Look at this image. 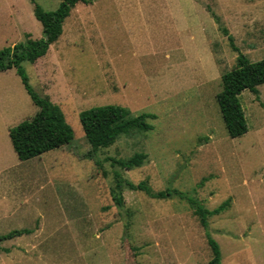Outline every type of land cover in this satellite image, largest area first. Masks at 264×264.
I'll use <instances>...</instances> for the list:
<instances>
[{"label":"rangeland","instance_id":"374dc122","mask_svg":"<svg viewBox=\"0 0 264 264\" xmlns=\"http://www.w3.org/2000/svg\"><path fill=\"white\" fill-rule=\"evenodd\" d=\"M62 1L0 0V50L42 39L34 6L54 11ZM223 29L251 61L264 59V0L78 3L47 54L22 63L74 131L40 159L21 162L13 150L9 129L38 107L14 68L0 72V234L30 231L0 243V264H207V232L222 264H264V85L260 102L243 92L249 129L231 138L217 94L239 52ZM106 105L154 115L152 129L90 153L80 113ZM136 153L147 158L132 170L105 161ZM115 171L210 211L231 201L206 230L176 194L118 193Z\"/></svg>","mask_w":264,"mask_h":264},{"label":"trees","instance_id":"16d2710c","mask_svg":"<svg viewBox=\"0 0 264 264\" xmlns=\"http://www.w3.org/2000/svg\"><path fill=\"white\" fill-rule=\"evenodd\" d=\"M90 0H63L54 11H44L40 6H34V14L43 28V38L30 43H18L13 47L0 50V72L15 69L20 76L23 86L30 95L38 111L29 119L9 129V137L12 147L22 162L40 157L41 155L67 146L73 142L74 131L59 105L53 103L48 96H40L34 91L28 81V77L22 67V63L29 61L35 63L47 54L63 33V23L70 16L71 11L78 3L88 4ZM223 32L228 35L231 46L239 54L235 66L222 74V90L217 94V102L223 117L228 135L231 138H239L248 132L247 117L241 104V96L244 91H250L255 95L256 101L260 102L259 87L264 85V59L251 61L235 46L233 37L228 34L227 29ZM264 108V104L260 102ZM155 118L151 114L133 116L129 109L106 105L93 107L80 113V122L85 135L91 145L92 154H96L102 148L113 145L122 135H130L133 132H146L152 129L147 119ZM89 154V155H92ZM147 155L136 153L128 159H109L112 165H118L123 169L132 170L143 165ZM98 161L99 166H103ZM114 190L120 193L123 188L131 191H142L148 196L156 199H164L178 195L180 199L187 200L193 214L199 219L200 224L208 230V218L220 213L221 209H227L231 200L223 203L219 209L212 211L205 209L195 198L183 195L174 190L153 192L145 182L135 184L125 181L120 172L115 171ZM121 197L117 203L121 205ZM227 206V207H226ZM225 207V208H224ZM29 230L12 231L8 234H0V243L10 240L15 236L29 233ZM208 244L212 250V259L207 264H222V254L219 244L211 238L207 232ZM1 250V246H0Z\"/></svg>","mask_w":264,"mask_h":264},{"label":"crops","instance_id":"0c3cea01","mask_svg":"<svg viewBox=\"0 0 264 264\" xmlns=\"http://www.w3.org/2000/svg\"><path fill=\"white\" fill-rule=\"evenodd\" d=\"M244 55H245V54H244ZM38 60H39V59H38ZM38 60H37V61H38ZM35 63H36V62H35ZM262 86H263V85H262ZM260 87H261V86H260ZM259 91H260V90H259ZM13 150H14V149H13ZM55 150H56V149H55ZM52 151H53V150H52ZM14 152H15V151H14ZM49 152H50V151H49ZM47 153H48V152H47ZM45 154H46V153H45ZM43 155H44V154H43ZM43 155H42V156H43ZM40 157H41V156H40ZM17 158H18V157H17ZM37 158H39V157H37ZM34 159H35V158H34ZM39 159H40V158H39ZM18 160H19V159H18ZM21 162H22V161H21ZM0 165H1V163H0Z\"/></svg>","mask_w":264,"mask_h":264}]
</instances>
